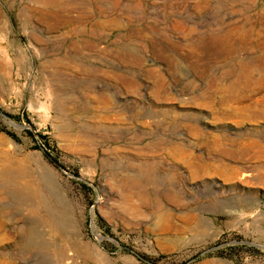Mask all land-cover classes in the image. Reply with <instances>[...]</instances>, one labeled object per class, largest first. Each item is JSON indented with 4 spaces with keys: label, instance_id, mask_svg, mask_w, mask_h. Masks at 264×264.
<instances>
[{
    "label": "rangeland",
    "instance_id": "374dc122",
    "mask_svg": "<svg viewBox=\"0 0 264 264\" xmlns=\"http://www.w3.org/2000/svg\"><path fill=\"white\" fill-rule=\"evenodd\" d=\"M0 178V264H264V0H0Z\"/></svg>",
    "mask_w": 264,
    "mask_h": 264
},
{
    "label": "bare ground",
    "instance_id": "6f19581e",
    "mask_svg": "<svg viewBox=\"0 0 264 264\" xmlns=\"http://www.w3.org/2000/svg\"><path fill=\"white\" fill-rule=\"evenodd\" d=\"M35 1H37V3H39L41 6H50V5H52L54 2H56V0H35ZM47 10V9H46ZM50 11V10H49ZM45 13V12H44ZM230 35H231V33L229 32V31H226L222 36H221V38H220V40H222L223 42H229L230 41ZM229 45H230V43H229ZM231 46V45H230ZM256 100V99H255ZM261 101V100H260ZM2 178V177H1ZM0 178V179H1ZM7 182V181H6ZM13 185V184H12ZM2 190H3V188H1ZM6 190H7V188H5ZM4 189V190H5ZM13 189H14V193H15V195H17V196H21V189L18 187V186H13ZM1 190V191H2ZM5 190V191H6ZM0 191V192H1ZM20 198V197H19ZM19 204H21V205H23L20 201H19ZM45 215H46V217L48 218V220H49V218L50 217H52V215L51 214H49L47 211H45ZM50 221V220H49ZM54 222H56L55 220H54ZM57 223V222H56ZM53 224H55V223H53ZM57 224H60V222L59 223H57ZM54 226V225H53ZM78 257L80 258V255H78L77 256V259H78ZM82 257L83 258H85V259H87V258H89V257H86V256H84V255H82ZM70 259L71 258H69V256H68V254H65L64 255V253H62L61 254V256H60V258H59V263L60 264H76V263H72V261H70ZM82 264H85L84 262L82 263Z\"/></svg>",
    "mask_w": 264,
    "mask_h": 264
}]
</instances>
